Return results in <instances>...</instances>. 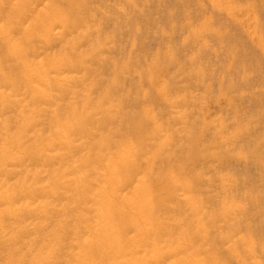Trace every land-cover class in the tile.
Instances as JSON below:
<instances>
[{"label": "rangeland", "instance_id": "1", "mask_svg": "<svg viewBox=\"0 0 264 264\" xmlns=\"http://www.w3.org/2000/svg\"><path fill=\"white\" fill-rule=\"evenodd\" d=\"M0 7V264L113 261L110 246L96 254L89 242L93 194L104 196L109 175L66 178L62 164L108 146L114 161L130 152L122 170L133 175L118 186L109 229L122 231L133 250L128 264H264V0H0ZM23 169L37 176L16 175ZM141 181L147 193L133 199ZM144 196L152 202L144 209L149 237L135 213L123 212Z\"/></svg>", "mask_w": 264, "mask_h": 264}, {"label": "bare ground", "instance_id": "2", "mask_svg": "<svg viewBox=\"0 0 264 264\" xmlns=\"http://www.w3.org/2000/svg\"><path fill=\"white\" fill-rule=\"evenodd\" d=\"M79 1V0H78ZM33 2V1H32ZM72 2V1H71ZM77 2V1H76ZM2 3V2H1ZM5 3V2H4ZM55 3V2H54ZM70 3V2H69ZM37 4V3H36ZM64 4V3H63ZM54 5V4H53ZM53 5H52V7H53ZM64 6V5H63ZM79 6H81V5H79ZM9 7V6H8ZM47 8H48V6H46ZM51 7V8H52ZM71 7V6H70ZM17 8V7H16ZM0 9H1V7H0ZM30 9V8H29ZM28 9V10H29ZM75 9V8H74ZM14 10V9H13ZM52 10V9H51ZM81 12V11H80ZM8 13V12H7ZM0 14H2L1 12H0ZM47 14V13H46ZM61 14V13H60ZM3 15V14H2ZM8 15V14H7ZM53 15V14H52ZM54 15H56V14H54ZM53 15V16H54ZM4 16V15H3ZM2 17V16H1ZM0 17V18H1ZM11 17V16H10ZM50 17V16H49ZM56 17V16H55ZM3 18V17H2ZM1 18V19H2ZM14 18V17H13ZM0 19V20H1ZM5 19V18H4ZM22 19V18H21ZM19 20V19H18ZM30 20V19H29ZM51 20V19H50ZM54 20H55V18H54ZM16 21H17V19H16ZM16 21L14 22V25H16ZM65 22V21H64ZM8 23V22H7ZM10 23V22H9ZM18 23V22H17ZM31 23V22H30ZM52 23H54V22H52ZM55 23H56V20H55ZM54 23V24H55ZM5 24V23H4ZM11 24V23H10ZM13 24V23H12ZM18 24H20V23H18ZM17 24V25H18ZM57 24V23H56ZM5 25H8V24H5ZM27 25V24H26ZM50 25V24H49ZM9 26V25H8ZM6 27V26H5ZM12 28V27H11ZM26 28V27H25ZM40 28V27H39ZM42 28V27H41ZM6 29V28H5ZM9 29V28H8ZM83 29V28H82ZM33 30H35V29H33ZM36 30H37V28H36ZM40 30V29H39ZM38 30V31H39ZM1 31V30H0ZM2 31H4V30H2ZM41 31V30H40ZM23 32V31H22ZM21 32V35H23V33ZM3 33H6L5 31L3 32ZM9 33V32H8ZM58 33V32H57ZM1 34V33H0ZM7 34V33H6ZM5 34V35H6ZM25 34V33H24ZM4 35V36H5ZM8 35V34H7ZM11 35H12V32H11ZM20 35V36H21ZM26 35V34H25ZM28 33H27V37H28ZM1 36H2V34H1ZM10 36V35H9ZM33 36V35H32ZM39 36V35H38ZM46 36V35H45ZM79 36V35H78ZM12 37V36H11ZM19 37V36H18ZM27 37L25 38V40L27 39ZM50 37V36H49ZM36 38V37H35ZM57 38V37H56ZM12 39V38H11ZM60 39V38H59ZM6 40V39H5ZM10 40V39H9ZM16 40V39H15ZM28 40V39H27ZM19 41V40H18ZM18 41H17V43H18ZM13 43V42H12ZM20 43V42H19ZM8 45H10V44H8ZM13 45V44H12ZM30 46V45H29ZM13 47V46H12ZM20 47V46H19ZM8 48H9V46H8ZM10 49H11V47H10ZM9 49V50H10ZM17 49V48H16ZM19 50V49H18ZM20 51V50H19ZM18 51V52H19ZM26 51V50H25ZM21 53V52H20ZM19 55V54H18ZM28 55V54H27ZM55 57V59H56V56H54ZM51 58V57H50ZM48 59V58H47ZM16 60H18V59H16ZM49 60V59H48ZM23 61V60H22ZM62 61V60H61ZM30 62V61H29ZM23 63V62H22ZM37 64V63H36ZM38 65V64H37ZM44 65V64H43ZM47 65V64H46ZM45 65V66H46ZM35 66V65H34ZM34 66H32L31 65V67H34ZM37 68V67H36ZM38 68H41V67H38ZM34 69V68H33ZM42 69V68H41ZM46 69V67L44 68V70ZM47 69H49V68H47ZM59 70V69H58ZM57 70V71H58ZM35 71H37V69L35 70ZM42 71V70H41ZM31 72H33V71H31ZM17 75V74H16ZM81 75V74H80ZM15 76V75H14ZM162 77V76H161ZM10 80V79H9ZM22 80V79H21ZM33 81H34V79H32ZM18 81V80H17ZM22 81H25V79L24 80H22ZM37 81V80H36ZM35 81V82H36ZM49 81V80H48ZM48 81H47V83H48ZM19 82V81H18ZM26 82V81H25ZM35 82H34V84H35ZM39 82V81H38ZM50 82V81H49ZM27 83V82H26ZM25 83V84H26ZM11 84H12V82H11ZM16 84H18V83H16ZM49 84V83H48ZM62 84V83H61ZM157 84V83H156ZM41 85V84H40ZM67 85V84H66ZM74 85V84H73ZM37 86V85H36ZM39 86V85H38ZM28 86H26V88H27ZM41 87H42V85H41ZM50 87V86H49ZM62 87V86H61ZM76 87V88H75ZM44 88V87H43ZM74 88L75 89H77V86L76 85H74ZM62 90V89H61ZM17 91V90H16ZM65 91H67V89L65 90ZM58 92V91H57ZM12 93V92H11ZM37 93V92H36ZM39 95V94H38ZM76 95V94H75ZM24 96V95H23ZM63 96H65L64 94H63ZM76 97V96H75ZM49 98V97H48ZM67 98V97H66ZM50 99V98H49ZM77 98H75V100H76ZM56 100H59V99H56ZM66 100V99H65ZM50 101V100H49ZM52 101V100H51ZM37 102V101H36ZM46 102V101H45ZM44 102V103H45ZM57 102V101H56ZM71 103V102H70ZM74 103V102H73ZM56 104V103H55ZM35 105V104H34ZM42 105V104H41ZM44 105V104H43ZM61 105V104H60ZM30 106V104L28 105V107ZM39 107H40V105H38ZM46 106V105H45ZM18 109V108H17ZM76 109V108H75ZM74 109V110H75ZM44 110V112H45V109H43ZM84 111V110H83ZM77 112V111H76ZM38 113V112H37ZM39 113H40V111H39ZM52 113V112H51ZM25 114V113H24ZM73 114V113H72ZM76 114V113H75ZM79 114V113H78ZM68 115V114H67ZM69 115H71V112L69 113ZM80 115V117H81V114H79ZM83 115H84V113H83ZM82 115V116H83ZM25 115H23V117H24ZM29 116V115H28ZM31 117H32V115H30ZM29 116V117H30ZM73 116V115H72ZM76 116V115H75ZM86 116V115H85ZM84 116V117H85ZM0 117H3V116H0ZM17 117V116H16ZM18 117H21V116H18ZM77 117H78V115H77ZM77 117H76V122H79V121H77ZM43 118V117H42ZM53 117H51L50 119H52ZM64 118H66V117H64ZM70 117H68V119H69ZM79 118V117H78ZM85 118H87V117H85ZM85 118H84V122L82 123V126L85 124V121L87 120H85ZM3 119V118H2ZM27 119H28V117H27ZM35 119V118H34ZM30 120V119H29ZM42 120V119H41ZM53 120V119H52ZM51 120V121H52ZM65 120V119H64ZM71 120V119H70ZM69 120V121H70ZM68 120H66V122H67ZM21 122H22V120H21ZM33 122V121H32ZM54 122V121H53ZM66 122H64V123H66ZM70 122H75L74 121V117H73V121H70ZM40 123V122H39ZM42 124H43V122H41ZM45 123V122H44ZM72 123H70V124H72ZM21 124L22 123H20V126H21ZM53 124V123H52ZM60 124V123H59ZM67 124V123H66ZM78 124V123H77ZM24 124H22V126H23ZM28 125V124H27ZM44 125V124H43ZM47 125V124H46ZM62 125V124H61ZM61 125H60V127L59 128H61ZM64 125V124H63ZM62 125V126H63ZM80 125H81V123H80ZM97 125H99V123L97 124ZM40 126V125H39ZM73 126V125H72ZM45 127V126H44ZM55 127V126H54ZM58 127H57V129H58ZM90 127V126H89ZM21 128V127H20ZM24 128H25V126H24ZM23 128V129H24ZM38 128H40V127H38ZM64 128V127H63ZM67 129H68V126L66 127ZM76 128V127H75ZM36 129V128H35ZM62 129V128H61ZM61 129H60V132H64V131H61ZM65 129V128H64ZM94 129H95V127H94ZM40 130V129H39ZM48 130H49V128H48ZM51 130H53V129H51ZM21 131V130H20ZM23 131V130H22ZM22 131L20 132L21 134H22ZM56 131V130H55ZM57 131H59V130H57ZM68 130H66V132H67ZM87 131V130H86ZM88 131H89V129H88ZM49 132V131H48ZM47 132V133H48ZM60 132H59V134H60ZM82 132H84V133H81V134H83V136H85L84 134L86 133L85 131H82ZM97 132V131H96ZM17 134L16 135H18V131L16 132ZM32 133H34V132H32ZM40 133V132H39ZM38 133V134H39ZM53 134L55 133V132H52ZM61 133V134H62ZM88 133V132H87ZM92 134H94L93 132H91ZM90 132H89V135L91 134ZM40 134H42V133H40ZM39 134V135H40ZM51 134V133H50ZM49 134V135H50ZM56 134V133H55ZM54 134V137L56 136ZM61 134H60V136H61ZM77 134V133H76ZM97 134V133H96ZM8 135V134H7ZM34 135V134H33ZM52 135V134H51ZM74 135H75V133H74ZM73 135V139H75V136ZM79 135V134H78ZM78 135H76V136H78ZM98 135V134H97ZM38 136V135H37ZM41 136H43V135H40V136H38L36 139H38L39 137L40 138H42L41 140H44V138L43 137H41ZM59 136V137H60ZM72 136V135H71ZM82 136V135H81ZM82 136V137H83ZM86 136L88 137V135L86 134ZM62 138L64 137V135H62L61 136ZM86 137V138H87ZM70 138V137H69ZM77 138V137H76ZM78 138H79V136H78ZM97 138V137H96ZM19 139H21V136H20V138ZM55 139H56V137H55ZM65 139V138H64ZM90 139H92V138H90ZM90 139H88L89 141H90ZM6 140V139H5ZM27 140H29V139H27ZM33 140H35V139H33ZM67 140H68V137H67ZM71 140V139H70ZM2 141V140H1ZM36 142H38L37 140H35ZM40 141V140H39ZM52 141V140H51ZM59 141H60V139H59ZM58 141V142H59ZM63 141V140H62ZM75 141V140H74ZM76 141H77V139H76ZM75 141V142H76ZM85 141V140H84ZM92 141V140H91ZM94 141V140H93ZM3 142V141H2ZM8 142H10V141H8ZM15 142V141H14ZM29 142V141H28ZM28 142H26V143H28ZM31 142V141H30ZM33 142V141H32ZM54 142V141H53ZM64 142V141H63ZM67 142V141H66ZM88 142V141H87ZM87 142H86V144H87ZM4 143V142H3ZM25 143V144H26ZM90 143L91 142H89V146H90ZM96 143V142H95ZM2 144V143H1ZM0 144V145H1ZM20 144V143H19ZM25 144H23V145H25ZM54 144V143H53ZM92 144V143H91ZM34 145H35V143H34ZM44 145V144H43ZM73 145H74V142H73ZM80 145V144H79ZM10 146H12L11 144H10ZM21 146V145H20ZM41 146H42V144H41ZM51 146V145H50ZM53 146V145H52ZM51 146V147H52ZM81 146V145H80ZM96 146V145H95ZM13 147V146H12ZM12 147H11V149H12ZM17 147H19V146H17ZM29 147V146H28ZM38 147H39V144H38ZM48 147H49V144H48ZM65 148L67 147V146H64ZM71 147V146H70ZM77 147V146H76ZM82 147V146H81ZM85 147H86V145H85ZM91 147V149H90V151L92 150V148H94L93 146H90ZM101 147V146H100ZM103 147H105V146H102V148ZM34 148H36V147H34ZM34 148H32V152H33V149ZM40 148H42V147H40ZM45 148V147H44ZM74 148H75V146H74ZM109 146H108V148H105V151H102L103 149H101V153H97V154H94V150L93 151H91V152H87L86 154L85 153H83V154H85V156H84V161L83 162H78V163H76V165H74V166H72L69 162H67V161H64L62 164H63V171H64V173H63V175H65L64 177H66V175H74L76 178H78L76 175H79V177H81L82 178V176L84 177V175H88V176H90V175H95V177H93V178H96V175H101V177H102V175H109V178L107 179V180H105L103 177V179L105 180L104 181V183H102L103 184V188L105 189V193H104V196H99V195H96L97 193L95 192V191H93V193L95 192L96 194H93V195H91L90 197H94V198H92V202H93V199L97 202L98 201V204L99 205H97V203H96V205H97V207H96V205H94V207L93 208H91L90 207V211L93 213V215H94V220H95V226H94V240H91V241H89L88 240V238H87V241H89L90 243H91V245H95V247H98L99 249H98V251L97 250H95L94 252L96 253V254H98L97 252H99L100 250H104V249H107L106 247L107 246H110V251L107 253V256H110L111 257V259L113 260L110 264H128L129 262V259H127V257L128 256H132V254H133V250H130L126 245H124V241L122 242V240H123V236H122V231H117L116 232V234L115 235H111V233H110V227H111V223H112V221L114 220V215H113V210H114V208H115V205H116V203H117V201H119V198H121V196H120V194L119 193H117V190H118V186L120 187V186H122L121 184H123V182L122 181H125L127 178H128V176L127 175H133V172H132V169L131 170H125V171H123L122 170V164L123 165H126L127 166V159H128V156L130 155V152H128V150H126V151H122V153H121V155H120V157H121V159H120V161H114L110 156H109ZM3 149H5V147L3 148ZM15 150H17V148L15 147L14 148ZM21 149V148H20ZM30 149V148H29ZM28 148H27V150H29ZM47 149V148H46ZM54 149H56V148H54ZM62 148L60 147V150H61ZM70 149H72V148H70ZM84 149V148H83ZM88 149H89V147H88ZM88 149H86L87 151H89ZM109 151H107V150ZM111 149V148H110ZM125 148H123V150H124ZM127 149H129V148H127ZM36 150H39V149H36ZM42 150H44V149H42ZM41 150V152L43 153V151ZM49 150V149H48ZM67 150H68V148H67ZM73 150V149H72ZM78 149H76V153L78 152L77 151ZM112 150V149H111ZM13 151V150H12ZM19 151V150H18ZM23 151H24V149H23ZM34 151H35V149H34ZM40 151V150H39ZM45 151H47V150H45ZM55 151V150H54ZM64 151H66V150H64ZM75 151V150H74ZM83 152L81 149L79 150V152ZM14 152V151H13ZM26 152V151H25ZM31 152V153H32ZM36 152V151H35ZM52 151H50V153H51ZM68 152V151H67ZM73 152V151H72ZM79 152H78V154H79ZM80 152V153H81ZM28 153H30V152H28ZM42 153H40V155L42 154ZM57 155L58 156H61V155H59L58 154V149H57ZM22 154V153H21ZM25 154V153H24ZM44 154V153H43ZM46 154H47V152H46ZM62 154V153H61ZM63 154H64V152H63ZM65 154H67V153H65ZM70 154H71V151H70ZM26 155H28V154H26ZM45 155V154H44ZM44 155H43V157H42V159L44 158ZM49 155V154H48ZM57 155H55V157H58ZM77 155V154H76ZM75 155V156H76ZM110 155H111V152H110ZM66 156V159H67V156H69V155H65ZM74 156V155H73ZM79 156H81V154L79 155ZM29 157H31L30 155H29ZM64 157V156H63ZM48 158V157H47ZM47 158H45V161L46 162H44V163H47ZM69 158V157H68ZM75 158V157H74ZM115 158V157H114ZM50 159V158H49ZM64 159V158H63ZM72 159H73V157H72ZM77 160H78V158H76ZM130 159H132V158H130ZM83 160V159H82ZM60 161H62V160H60ZM69 161V160H68ZM74 161V160H73ZM72 161V163H75V161L73 162ZM81 161V160H80ZM41 162H42V160H41ZM59 162V161H58ZM37 163H39V162H37ZM60 163V162H59ZM34 164V163H33ZM53 164V163H52ZM50 165L51 167L53 166V165ZM38 165V164H37ZM44 165V164H43ZM25 166V165H24ZM34 167H35V165H34ZM36 167H38V166H36ZM40 167V166H39ZM42 167V166H41ZM40 167V168H41ZM51 167H50V169H51ZM91 168V171L88 169V168ZM19 168V167H18ZM27 168H28V166H27ZM14 169V168H13ZM15 169H16V167H15ZM49 169V166H48V170H50ZM58 169V168H57ZM53 170V169H52ZM89 170V171H88ZM21 171V170H20ZM53 171H55V170H53ZM86 171V172H85ZM48 172H50V171H48ZM59 172V171H58ZM85 172V173H84ZM142 172V171H141ZM39 173H40V171L38 170V175H39ZM54 174H55V172H53ZM84 173V175H82ZM172 173V172H171ZM33 174H35L36 176H37V173H31V172H29V171H27L26 169H23L21 172H19V173H17L16 175H33ZM51 175V174H50ZM56 175H59V173H56ZM63 175H61V178H62V176ZM80 175H82V176H80ZM120 176V177H118V176ZM70 176H68V177H70ZM97 176V177H98ZM30 177V176H29ZM92 177V176H91ZM8 178V177H7ZM40 177H38V179H39ZM58 179L60 178V176L59 177H57ZM60 178V179H61ZM67 178V177H66ZM87 178V177H86ZM90 178V177H89ZM100 178V177H99ZM30 179V178H29ZM58 179H56V180H58ZM98 179V178H97ZM97 179L95 180V179H93V180H95L96 182H97ZM41 180V179H40ZM70 180V179H69ZM68 180V181H69ZM74 180H75V178H74ZM74 180H71V181H73L74 182ZM77 180H79V179H77ZM82 180V179H81ZM80 180V181H81ZM89 180V179H88ZM92 180V181H93ZM28 181V180H27ZM64 182H66L65 180H63ZM76 181V180H75ZM101 181V180H100ZM59 182V181H58ZM82 183H83V181H81ZM89 183H90V180L88 181ZM102 182V181H101ZM51 183V182H50ZM56 183V182H55ZM55 183H53L54 184V186H57V185H59V183L57 184V185H55ZM63 183V182H62ZM69 183V182H68ZM68 183H67V186H68ZM77 183V182H76ZM95 182H92V184H91V186H94L95 184H94ZM100 183V182H99ZM99 183H98V185H99ZM142 183V184H141ZM32 184V183H31ZM50 185V184H49ZM60 185H61V183H60ZM63 185V184H62ZM61 185V186H62ZM70 185H72V184H70ZM81 185V184H80ZM84 185V184H83ZM98 185H97V187H98ZM28 186H30V185H28ZM45 186V185H44ZM66 186V185H65ZM76 186H77V184H76ZM86 186V185H85ZM90 186V188H91V190H96V191H99V189L97 190V189H92V187ZM31 187V186H30ZM49 187V186H48ZM75 187V186H74ZM78 187V186H77ZM79 187H81V186H79ZM76 188V187H75ZM74 188V189H75ZM88 188V186H86V189ZM89 188V189H90ZM95 188H96V185H95ZM101 188V187H100ZM124 188V187H123ZM78 189V188H77ZM82 189V188H81ZM19 190V189H18ZM34 190V189H33ZM51 190V189H50ZM53 190V189H52ZM83 190V189H82ZM90 190V191H91ZM107 190V191H106ZM54 191V190H53ZM52 191V192H53ZM72 191H74L73 189H72ZM71 191V192H72ZM81 191V190H80ZM86 191H89L88 189L86 190ZM89 191V192H90ZM147 190H146V183L144 182V181H141L140 183H138L135 187H134V190H133V195H132V197H133V199H135L136 197H138V196H143V194H145V193H147L146 192ZM76 192H78L77 190H76ZM49 193V192H48ZM79 194V193H78ZM189 194V193H188ZM1 195V194H0ZM6 195V194H5ZM8 195V194H7ZM74 195H76V193L75 194H73V196ZM81 195H82V197L83 198H88L89 197V195H88V193L86 192L85 193V191H81ZM4 196V195H3ZM72 196V197H73ZM76 197V196H75ZM97 197V198H96ZM5 198V197H4ZM53 199H54V197H52ZM1 199H2V197H1ZM52 199V200H53ZM55 199H57V198H55ZM54 199V200H55ZM88 200V199H87ZM91 200V199H90ZM37 201V200H36ZM46 201H47V199H46ZM78 201H80V197H79V200ZM83 201V200H82ZM95 201H94V203H95ZM143 201V200H142ZM53 202V201H52ZM71 202V200L69 201V203ZM68 203V202H67ZM76 203H77V201H76ZM90 203V202H89ZM135 203V202H134ZM151 199H150V197H147V196H144V203L142 204V205H140V206H136L135 204H128V206H127V208H126V210H124L123 212H125V216L126 215H128V214H133V213H135V217H136V219H137V221L139 222V223H141L142 225L141 226H143V227H147L146 228V230H147V232H148V237H149V232H150V224L148 223V217L146 216V214L144 213V209H146V207H147V205H151ZM17 204V203H16ZM72 204V203H71ZM118 204V203H117ZM35 205V204H34ZM84 206H85V203L83 204ZM89 205V204H88ZM3 206V205H2ZM33 206V205H32ZM56 206V205H55ZM5 208V207H4ZM88 208V207H87ZM34 209H36V208H34ZM52 210V209H51ZM54 210V209H53ZM84 211H85V209H83ZM134 210H136V211H134ZM32 211V210H31ZM29 212H30V210H29ZM65 212V211H64ZM87 212V211H86ZM85 212V213H86ZM58 213H60V211L58 212ZM79 213V212H78ZM77 213V214H78ZM67 214V213H66ZM62 215H65L64 213L62 214ZM68 215V214H67ZM81 215V214H80ZM21 217V216H20ZM74 217H76V216H74ZM82 217H84V216H82ZM81 217V218H82ZM63 218V217H62ZM65 218H66V216H65ZM72 218V217H71ZM70 218V219H71ZM60 220V219H59ZM76 220V219H75ZM26 221V220H25ZM72 221V220H71ZM85 221V220H84ZM9 222V221H8ZM60 222H62V221H60ZM72 223V222H71ZM13 224H14V222H13ZM16 224V223H15ZM20 224V223H19ZM19 224H18V226H19ZM85 224H86V222H85ZM88 224V223H87ZM114 224V223H113ZM46 225V224H45ZM59 225V224H58ZM89 225V224H88ZM88 225H87V227H88ZM57 226V225H56ZM114 226L115 225H113L112 226V228H114ZM54 227V226H53ZM58 228H59V226H58ZM61 228V227H60ZM142 227H140L139 228V232H143L144 230H142L141 229ZM56 229V228H55ZM73 229V228H72ZM90 229V228H89ZM144 229V228H143ZM57 230V229H56ZM113 230V229H112ZM112 230H111V232H112ZM41 231V230H40ZM53 231V230H52ZM88 231V230H87ZM57 232V231H56ZM90 232H92L91 230H90ZM67 233V232H66ZM65 233V234H66ZM68 233H70V232H68ZM89 233V232H88ZM33 234V233H32ZM57 234V233H56ZM65 234H63V235H65ZM93 234V233H92ZM39 235V234H38ZM90 235H91V233H90ZM89 235V236H90ZM62 236V235H61ZM88 236V235H87ZM92 236V237H93ZM113 237H116V241H118V243H119V245L117 246V247H113V243H114V241H112V238ZM82 237H77V238H75V242H77L76 244H77V247H78V245H81L80 243H81V239ZM48 239V238H47ZM62 239H63V237H62ZM52 240V239H51ZM45 241V240H44ZM59 241H61V240H59ZM86 241V242H87ZM83 242V241H82ZM19 243V242H18ZM27 244H28V242H26ZM65 243V242H64ZM123 243V244H122ZM66 244V243H65ZM75 244V243H74ZM29 245V244H28ZM72 246H69L68 247V250H71L73 247L75 248L76 247V245H73V244H71ZM47 246H48V244H47ZM82 246V245H81ZM182 246V245H181ZM185 246V245H184ZM77 247H76V249H77ZM84 247V246H83ZM79 250H81V249H79L78 248V251ZM76 251V250H75ZM105 251V250H104ZM93 251H89V253L88 254H85V257L86 256H90V258L95 254ZM65 253H67V255L69 256L70 255V257L72 256L71 255V251H70V254L67 252V248L65 249ZM74 253V252H73ZM75 253H78L77 251L75 252ZM43 254H45V252L43 253ZM76 255V254H75ZM196 255V254H195ZM39 256H41V255H39ZM95 256V255H94ZM69 257V258H70ZM75 257V256H74ZM74 257H71V258H74ZM193 257V256H192ZM43 259V258H42ZM49 259V258H48ZM92 259V258H91ZM94 259V258H93ZM45 260H47V259H45ZM75 260V262H74V264L76 263V259H74ZM83 260H84V258H83ZM86 260V259H85ZM84 260V261H85ZM83 261V262H84ZM93 261V260H92ZM69 262H70V260H69ZM95 262V261H94ZM97 262V261H96ZM142 262H144V260L143 259H136L135 260V263L136 264H142ZM87 263V262H86ZM89 264H91L90 262H88ZM87 263V264H88ZM67 264H69V263H67ZM70 264H71V262H70ZM92 264H94L93 262H92ZM96 264H98V263H96Z\"/></svg>", "mask_w": 264, "mask_h": 264}]
</instances>
